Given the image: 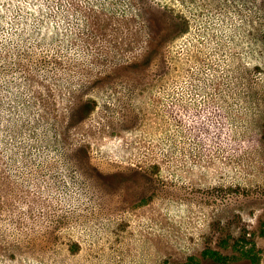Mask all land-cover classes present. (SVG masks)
<instances>
[{
  "label": "rangeland",
  "instance_id": "rangeland-1",
  "mask_svg": "<svg viewBox=\"0 0 264 264\" xmlns=\"http://www.w3.org/2000/svg\"><path fill=\"white\" fill-rule=\"evenodd\" d=\"M183 263L264 264V0H0V264Z\"/></svg>",
  "mask_w": 264,
  "mask_h": 264
},
{
  "label": "trees",
  "instance_id": "trees-1",
  "mask_svg": "<svg viewBox=\"0 0 264 264\" xmlns=\"http://www.w3.org/2000/svg\"><path fill=\"white\" fill-rule=\"evenodd\" d=\"M212 254L215 255L214 252H213ZM219 258L222 259V258L219 257V256H215V259H219ZM183 264H186V263H183Z\"/></svg>",
  "mask_w": 264,
  "mask_h": 264
}]
</instances>
